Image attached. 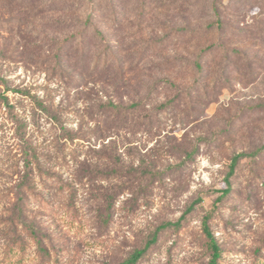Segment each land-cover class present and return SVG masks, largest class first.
<instances>
[{
	"label": "rangeland",
	"instance_id": "obj_1",
	"mask_svg": "<svg viewBox=\"0 0 264 264\" xmlns=\"http://www.w3.org/2000/svg\"><path fill=\"white\" fill-rule=\"evenodd\" d=\"M208 232L264 264V0H0V264H211Z\"/></svg>",
	"mask_w": 264,
	"mask_h": 264
},
{
	"label": "trees",
	"instance_id": "obj_2",
	"mask_svg": "<svg viewBox=\"0 0 264 264\" xmlns=\"http://www.w3.org/2000/svg\"><path fill=\"white\" fill-rule=\"evenodd\" d=\"M25 162H26V166L27 167L28 166L30 167L31 164L28 161V158H27V160H25ZM224 192L225 193H228L229 192V189H226ZM208 234H209V232H208ZM209 237H210V247L212 249V254H211L212 255V261H211V264H216L218 258L220 257V248H219L218 244L216 243V241H214V237L212 235H210V234H209ZM140 254H141V252H138L137 256L140 255ZM137 256L136 257H132V258L124 261L121 264H136V262L138 260V257Z\"/></svg>",
	"mask_w": 264,
	"mask_h": 264
}]
</instances>
